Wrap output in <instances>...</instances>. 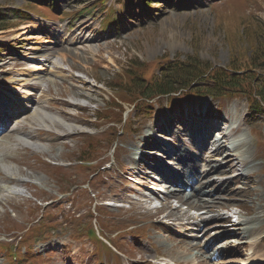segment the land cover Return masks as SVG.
Returning <instances> with one entry per match:
<instances>
[{
    "label": "rangeland",
    "instance_id": "rangeland-1",
    "mask_svg": "<svg viewBox=\"0 0 264 264\" xmlns=\"http://www.w3.org/2000/svg\"><path fill=\"white\" fill-rule=\"evenodd\" d=\"M51 1L56 5L55 11L57 14H61L64 11L67 13L79 12L84 9L83 7H94L95 10L87 11V8L83 14L70 16L62 23H57V20L55 22H47L38 17H26L25 19L27 20L20 23L18 27L0 31V81H8L11 79L12 74H16L19 75L18 79L26 81V83L39 82L43 86L48 85L49 95L47 100H49L50 104L44 103L43 106L47 108L46 113L49 118H52L53 122L60 126L57 131L61 134L67 132H96L101 134L102 130L96 126L94 113L97 107L104 106V102L109 99L108 95L111 94L105 89L103 83L104 81H109L112 73L120 72L129 67L135 59L140 62H151L164 56L173 58L179 54L185 56L195 53L202 61H210L216 66L223 67L228 63L232 49L236 48L241 56L253 54L250 44L254 45L256 42L254 40L251 41V36L247 33L253 32L256 22L242 18L240 15L244 14V10L250 15L255 14L264 22V0H260V6L253 7L251 11L244 4L235 0L237 4L234 5V8L239 12L236 15L231 14V9L229 8L230 0H174L170 3L166 0H152L155 1V4H151L148 9L143 7L139 0ZM102 1H106V5H112L115 10L113 15L116 22L109 25V27H106L105 20H102L103 15L100 13L102 10H98L100 8H98L97 3ZM255 4H258V2L255 1ZM24 5L25 0H0V12L6 17H11L15 14L11 18L19 19L22 16L18 13L21 12H16V10L23 9ZM81 22L89 25L88 28H86V25L82 28V30L86 28L83 36L88 38L89 41L76 43L71 38L72 42L69 40L70 42L67 41V45L64 44L63 47H59V41L63 42L70 36L78 35L79 32L76 31L75 27ZM69 25L72 28L71 30L68 29ZM245 29L248 30L247 33L242 34ZM237 43L242 46L238 47ZM49 52L55 53L50 59V63L53 64H46L47 67L44 69L45 63L42 61L47 57L44 54ZM24 53H27L28 56H25ZM34 58L39 60V62L33 61ZM146 67L149 69L148 73L153 71V73H157L159 70L156 63L154 65L150 63ZM57 70L62 72H56ZM26 71H41L42 73L38 76L39 79L36 80V76L29 77ZM94 77L99 78L103 82L99 85L97 83V88L94 87L96 84ZM7 84L13 86L9 83ZM71 91L83 93L85 96L79 98L72 94ZM158 103L161 105L152 109L155 116L167 108L175 110L177 107L182 108L185 105L207 112L225 111L226 116L220 115V117H228L230 120L227 129L233 130L238 124L239 126L233 131L230 141L226 142L224 152L234 153L239 151L247 141L239 129L242 126L241 124H244L240 122L244 115L243 111L237 112V109L245 111L247 108L244 99H239L238 101L226 99L218 103L204 97L190 96L189 98L183 97L178 100L164 99ZM125 106L127 107V105ZM144 111L139 110L136 116L135 113H130L129 120L133 117L132 122L134 125H132V130L134 132L127 133L126 136L116 141L117 149L115 152H113L114 144L108 145V147L101 145L98 151L93 152L94 155L99 156L96 161L98 166L104 165V169L100 173L101 177L95 178L93 181V185H95L93 193L95 195L98 194V197L93 195V193L87 196L80 187H76L79 192L75 191L76 188L72 189L74 190L73 199L63 201V197H60L62 200L58 204H55L54 207L53 205L50 206L52 215L50 220H56L62 214V211L69 209V207H71L72 211L83 215L89 210H94L93 206L90 205L91 202L97 204L113 202L110 203L111 205H106L109 208V215L124 224H137L140 227L139 231H142L140 238L136 239L126 236L121 243V247L125 249V252L135 257L139 254L135 244L138 243L149 248L147 243L149 237H147V234L150 235L152 242L158 239L160 243L157 244L163 247L173 243L164 234L162 235L160 230L162 227L159 225L155 230H152L155 227H151L150 224L155 219H159L157 215L147 216L143 212L144 208L132 210L131 206L128 208L125 200L114 197H125L122 195L123 190L126 188V185L122 182L124 179L122 171H126L128 167L126 154L128 156L132 149L134 137L144 135L146 129L149 133H152L154 126L152 125V118L145 117ZM61 112H66L71 118L63 117ZM257 115L259 116L245 121L253 131H256L258 140L261 142L262 150L260 153L257 152L255 154L256 157L264 158V113ZM45 117L47 118V116ZM87 119L90 121L88 125L84 122ZM42 126L47 127L33 126L26 132L23 131L22 135H13L11 141L21 138L26 141V146L14 153H10L8 158L5 157L4 159V156H0V236L5 234L13 237L15 232L13 230H16L15 233L19 236L21 232L28 231L29 239L36 242L41 240L42 231L32 234V231L37 229L35 225L34 228L31 227L36 223L34 219L37 211L34 204L31 203L33 200L30 198V194H34L41 199L50 200L56 195L58 188L52 179V175L46 172L42 163L37 159L54 164L72 162L75 166V161L80 155L91 154V152H86L87 148L79 136L66 140H56L51 133L39 132L40 129L56 130L55 127L48 124H43ZM122 129H125L122 123L117 125L115 134L117 135L116 131ZM30 136L32 138H28ZM101 139L100 143H105L104 137H101ZM108 139L113 140V136H109ZM9 142L7 138H4L0 141V147L8 145ZM0 153L4 154L5 152L0 151ZM251 155H254V152ZM262 162V160H258L254 163L256 166L254 171L258 173L260 177L258 179L264 182V162ZM110 168L111 171L105 173V170ZM89 173L76 170L68 171V174H76V182H84L88 178ZM235 173L231 172L222 176L214 175L213 177L226 179L231 178ZM20 181H29L38 184V186H24ZM128 184L130 186H138L133 182ZM40 187L48 192L44 194L41 190H38ZM241 187V183H236L232 186L235 193L231 192L227 194L228 196H222L225 199L221 202L226 201L230 210H221L224 216H226V210L229 213L240 211L244 213V208L254 211L258 206H263L264 210V195L263 197L261 195L262 199L256 200L254 193L249 195L253 186H249L245 192L240 189ZM209 189L214 190L213 187ZM82 193H84L83 197ZM114 202H116L115 204L123 202V204L120 207H115L112 205ZM128 202L132 206L139 205H136L133 201ZM154 204L156 205L157 203ZM194 204L199 203L196 201ZM60 205L62 208H58ZM186 207L188 206L186 205L182 209L186 210ZM191 213H194V210L189 211V214ZM159 214L161 217L166 213L161 212ZM91 220L94 221L93 218ZM233 221L231 220L228 223ZM100 227L107 234H111L113 230L111 227L103 228L101 224ZM61 235L64 236V239L67 237L65 233ZM202 241L208 240L203 239ZM66 242L73 244L75 247H69L70 251L65 253V259L63 258L65 251L55 253V249L52 246L40 251L43 256L47 254L45 264H88V262H92L89 256L85 254L89 249L88 247V249H85L82 247L84 245L78 242L75 243L68 240ZM51 247V253L48 254L47 251ZM60 253L61 260L58 261L56 257ZM145 253L147 251L142 254L145 255ZM190 254V256L189 254L183 255V258L194 260V258L201 259L202 257L196 251L190 252ZM2 261V258H0V264H5ZM26 264H36V262L29 261Z\"/></svg>",
    "mask_w": 264,
    "mask_h": 264
},
{
    "label": "bare ground",
    "instance_id": "bare-ground-1",
    "mask_svg": "<svg viewBox=\"0 0 264 264\" xmlns=\"http://www.w3.org/2000/svg\"><path fill=\"white\" fill-rule=\"evenodd\" d=\"M83 26L84 25L80 27L81 31ZM78 40L86 41L83 37L78 38ZM24 55L27 56L28 54L24 53ZM44 61L46 63H49V59L46 60L45 58ZM57 71L59 73L62 72L61 70ZM26 74H28L30 77H33L36 75H40L41 71H26ZM18 76L19 75L12 74L10 80L4 82L0 81V85L10 90L13 86L19 87V89L28 88V83L18 79ZM74 80L78 81L77 79ZM7 83L13 86H9ZM80 83L82 82L80 81ZM2 86H0V89L6 90ZM38 88L41 89L40 86L30 89L37 91ZM71 93L75 96H78L79 98H83L85 96L80 92L75 93L71 91ZM47 95L48 92L46 90H41V95L39 98H35L34 93H29L28 95L23 96L27 99L26 104L28 106L16 120V128H14L13 126H7L5 128V131H3L5 133L2 138H7V140L10 141L8 145L0 147V151L5 152L4 154L0 153V156H4V159L5 157L8 158L10 153H14L20 148H24L26 146V141L24 139L18 138L15 141H11L13 135H22L23 131L26 132L33 126L47 127L42 126L43 124L53 126L56 130L60 129V126L57 125V123L53 122V120L49 117L46 118L44 115V111H46L47 108L45 106H42L41 103H47L44 100ZM0 100L3 101L4 97L0 96ZM61 115L65 118H71L66 112H61ZM84 122L88 123L89 120H84ZM69 137L70 133L68 132L61 135H55L56 140H62ZM28 138L32 137L30 136ZM197 140L203 143L208 141V139L203 140L202 137H197ZM135 141L136 142H134L133 140L132 149L127 156V161L129 164L127 172L133 174L134 178L140 179L139 188L136 191L140 195V199L133 200L129 197H114L125 200L127 202L133 201L136 205L139 204L138 206H132L130 204L132 210L138 208H147V203H149L151 199H154V197H157V193H160L155 189V187H165L164 190H168V186L177 185L175 184V179L177 177L178 179L180 177L183 179L185 178L184 175L188 174V177L186 176L185 181H178V184L180 185H178V187L182 189L181 191H167V193L164 194V197L177 198L180 203L184 202L190 209H194L196 211L203 209V212H200V214L196 213L195 215H190L189 212L187 210H183L181 206H175L169 200H166V202L164 203V208L168 213L164 216V218L172 217L175 227L173 229L165 227L166 230H163L162 232L164 234H170L168 235L169 241H173V243L165 247V250L161 251V254H159V252L156 250L153 251V253H145V255L142 254L144 253L143 248L137 243L139 247L138 252L140 261H143V257L146 256L148 258H158L163 255V259H161V261L167 260L168 262L166 264H170L171 261L176 264H195L192 263L191 260L185 259L183 257L194 250L197 251L200 256L207 255L209 254L208 251L211 248L222 244L227 240H230V242H234L232 248L236 249V252H239L244 247H248L249 249H251L250 251L252 253L250 262L258 258H264V247L260 246L258 242L262 240L264 236V212L262 210L263 206H258L252 213H250V217H246L243 219L239 217L240 219L238 220V222L236 224H232L230 227H226L224 223L229 222V218L233 217L237 213L224 216V214L220 212L221 210L228 209L227 202H221V196L225 195V192L226 194H228L229 191H231L229 186L232 184V182L242 180L243 185L246 187L248 185H253L256 183L258 184V186H261V188H263V183L260 180L255 181L251 178L246 179V177L241 173L235 174L232 178H226L222 180H219L215 177H210L213 174L221 176L230 172L253 171L254 164L251 160L252 156L248 150L247 144L244 145L243 149L236 151L235 153H223L224 146L222 145L218 146L213 152L209 154H207L206 150H204V152L200 151V154H198L197 158H199V162H202L203 164L204 170L202 171V165L199 166L197 163L192 162L193 155L183 148V143H180L179 139L173 142V144H169L167 142L161 141L158 138H154L151 133L146 131L144 132V135H140L135 139ZM148 148L152 149L151 154L153 156H145V154L143 153V150ZM165 157L174 161L173 167H169L167 165L165 166V164H160V159H163ZM146 160L148 162H145ZM170 164L173 165L172 163ZM153 172L156 174L157 177L154 178H158L157 180L151 177V173ZM210 186H213L215 188L214 193H211L209 192V189H206ZM147 187L153 188L150 191L146 189ZM184 187L185 191L187 187H191V192L187 195H184ZM143 192H150L151 198L142 195L144 194ZM260 192L261 189L254 188L252 191H250L249 195L251 193H254L256 199H258L260 196ZM182 196H184V198ZM192 201H194V203H196L197 201L199 204H194L192 203ZM153 213L155 214L156 211H154ZM183 219H186L188 223H184ZM213 222H218V224L212 225ZM187 224L194 225L196 231L185 233V231L188 230L186 228ZM176 232L177 236L175 237L174 234ZM179 232H182V235H180ZM203 239H206L208 241L203 242ZM236 240H238L237 244ZM156 242L160 243L158 239H156ZM219 255L220 252H218V254L213 258L209 256L206 259H201L200 261L196 262V264H211L210 262H213L212 260L217 259ZM159 260L160 259L158 258V261Z\"/></svg>",
    "mask_w": 264,
    "mask_h": 264
},
{
    "label": "trees",
    "instance_id": "trees-1",
    "mask_svg": "<svg viewBox=\"0 0 264 264\" xmlns=\"http://www.w3.org/2000/svg\"><path fill=\"white\" fill-rule=\"evenodd\" d=\"M255 22L253 32L247 33V29L242 32V34H250V40L256 42L254 45L250 44L253 54L241 56L236 48L232 49L228 70L217 69L210 62L202 61L197 54H194L186 56L185 59L175 58L169 62L167 71L159 78L147 83L146 68L135 60L123 76L121 74L111 76L110 84L112 87H118L126 95L141 94L152 98L189 88L193 89L196 88L197 81L208 80L213 85L207 92L214 95L225 91L231 93L243 91L250 94L254 89V93L257 92L256 96L264 104V78H262L264 76V22L259 20ZM236 45L242 46L239 43ZM235 72H242V75L235 74Z\"/></svg>",
    "mask_w": 264,
    "mask_h": 264
}]
</instances>
